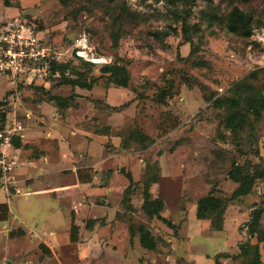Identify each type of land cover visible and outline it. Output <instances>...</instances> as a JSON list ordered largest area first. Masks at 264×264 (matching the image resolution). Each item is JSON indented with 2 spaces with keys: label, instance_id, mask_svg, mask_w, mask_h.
Returning <instances> with one entry per match:
<instances>
[{
  "label": "rangeland",
  "instance_id": "obj_1",
  "mask_svg": "<svg viewBox=\"0 0 264 264\" xmlns=\"http://www.w3.org/2000/svg\"><path fill=\"white\" fill-rule=\"evenodd\" d=\"M21 6V15L36 22L45 42L68 51L67 70L57 81L95 87L92 96L99 97L101 106H96L99 110L94 119L115 127L120 145L128 153L147 161L157 153L175 150L166 159L169 166H180L184 176L194 174L184 184L170 178L161 181L162 215L174 223L172 228L156 219L147 220L137 208L141 205L139 190L132 197L135 209H120L124 213L119 220L126 227L131 223L135 234L138 225L148 227L157 240L155 251L141 248L136 235L131 245L124 241L123 255L116 260L103 245H73L53 249L55 260L48 259V264H181L185 258L180 240V225L185 220L182 209L205 196L212 186L217 195L228 197L236 187L235 179L247 178L253 183L264 174V0H21ZM234 6L252 18L248 38L227 29V17ZM12 19L0 22V30ZM81 33L89 35L98 55L112 58L114 66L123 71L109 77L104 68H91L69 58ZM114 79L125 82V87L108 92L114 87L106 88L105 82ZM52 80L49 87L56 81ZM37 84L39 96L46 98L48 87H40L41 80ZM9 87L6 81L0 86V102L7 96L14 98L9 118L22 121L24 127L33 124L23 111L37 114L32 97L24 94L16 100L15 91L6 93ZM160 90L171 93L162 104L156 100ZM74 91L53 88L52 94L69 96L73 106L87 102L84 90ZM108 99L112 106H128L104 111ZM43 114L39 126L48 133V108ZM259 190V197L250 192L253 196L244 202L246 210L254 202L264 208V185ZM0 196H4L1 191ZM43 196L48 195L13 198L12 213L7 222L0 223V233L3 228L21 225L28 232L35 231L38 238L48 239L53 228ZM261 224L259 238L264 239V213ZM238 228L240 243L229 264H264V242L250 235L246 222ZM251 228L258 231L254 225Z\"/></svg>",
  "mask_w": 264,
  "mask_h": 264
},
{
  "label": "crops",
  "instance_id": "obj_2",
  "mask_svg": "<svg viewBox=\"0 0 264 264\" xmlns=\"http://www.w3.org/2000/svg\"><path fill=\"white\" fill-rule=\"evenodd\" d=\"M5 1L0 0V22L9 17H18L23 12L21 0H7L8 4ZM4 81L10 86L5 90L6 93L15 91L16 100H20V96H31L37 114H33L34 111L30 109H23L26 111L24 116L28 114L29 118L26 119L33 121V124L25 126L22 136L15 138L16 144L12 143L13 153L18 157L14 176L19 181L22 194L6 196L0 190L4 195L0 196V205L8 209L7 219L0 223L7 222L11 215L10 201L13 198L27 199L32 194L48 195L43 197L50 203L45 200L53 229L48 239H40L35 231L28 232L21 225L14 227L15 223L12 224L14 228H3L0 233V252L3 256L0 264H48V259L55 260L53 249L73 245L82 248L91 245L101 248L103 245L112 259H119L123 255L120 251L124 241L130 245L134 241V237L130 238L128 225L126 227L118 218L124 213V210L120 213V209L123 208L124 191L129 185L126 176L129 175L134 183H140L145 177L146 166L156 167L158 179L150 186L149 193L154 199H160L165 209L161 198V181L170 178L179 184L194 175L188 173L184 176L179 172L180 166H169L166 159L173 156L175 150H168L166 154L157 153L147 161L138 160L128 153L120 145L117 129L94 119L101 106L99 97L92 96L95 87L84 90L89 98L86 103L73 106V102L69 101L66 108L60 109L53 102L37 100L34 88L40 85L38 81L32 85H22L10 78L0 77V86ZM14 85L17 87L13 88ZM47 87L49 89V83ZM113 89L109 88L108 92ZM78 91L82 90L76 88L74 93ZM108 101L105 100L102 106L107 112H111L107 106L113 108L125 104L112 106ZM47 108L48 133L46 128L42 131L39 126V122L45 119L43 113ZM107 143L112 146L108 147ZM203 197L198 196L189 208L182 209L185 220L180 225L183 228L180 240L184 244L185 258L181 259V264H229L240 243L238 227L247 222L249 217V210L244 205L248 196L230 203L222 218L212 221L196 217V203ZM88 222H92L89 223L90 227H86ZM73 225L78 228L76 242L70 241ZM136 241L140 246L138 238Z\"/></svg>",
  "mask_w": 264,
  "mask_h": 264
},
{
  "label": "trees",
  "instance_id": "obj_3",
  "mask_svg": "<svg viewBox=\"0 0 264 264\" xmlns=\"http://www.w3.org/2000/svg\"><path fill=\"white\" fill-rule=\"evenodd\" d=\"M231 1H233V0H231ZM5 4H8L7 0L5 1ZM24 17H26V16H24ZM28 19H30V18H28ZM251 22H252L251 16L246 15L237 6H234L232 8L231 12L229 13L228 17H227V29L231 33L241 34L242 36L248 38L251 36V33H252ZM89 39H90V37H89ZM96 55L101 56V55H98L97 53H96ZM69 58H72L76 61H79L82 64L89 66L91 68L92 67H97V68L99 67L100 69L104 68V72H105L104 74L108 75V76L109 75L115 76L117 71H123L122 68H119V67L117 68L116 66H114V62H113L112 58L110 59L109 63L98 65V66L83 61L81 58L76 57L74 55V53H72L71 56H69ZM67 61H68V59L63 63H54L52 65V70L58 72L59 75H58V77H50L49 78V82L51 79H53L54 81L56 80V81H55L54 85L49 87L48 92L45 91L46 95H47L46 98L45 97L42 98L41 96H39L38 91H37L38 90L37 86H36V88H34V91H35V93H37V96H38L37 97L38 101L53 102L57 106V108L64 109L69 104V101H70L69 96L66 98H62L60 96L54 95V94H52L53 88L66 87V88H69L71 91H74L76 88H79L80 90L89 91L94 87L93 85H91V83L89 85H87V84H80L79 82H74V81H70V82L69 81L68 82H60V80L57 81L58 79H60L62 77L64 72L67 70V68L65 66V65H67ZM32 84H34V83H32ZM32 84H30V85H32ZM105 86H106V88H108V87H114V88L125 87V82L120 83L119 81L114 79L110 83L105 82ZM40 87H44V86H40ZM170 96H171V93L169 90H160L156 96V100L162 104L166 101L167 98H170ZM7 97L2 102H0V110L2 107L7 105V103H8ZM127 106H128V103H126L120 107H113L112 108V107L107 106V109H109L112 112H115V111L121 110L122 108H125ZM0 115L3 118L5 116L2 113H0ZM12 143H13V145L16 144L15 139H13ZM145 171H146L145 177H144L143 181L140 183H134L129 175L126 176L128 181H129V185L124 191V194H123L124 198L122 200V205L125 206V208L127 210L132 211L133 207L131 204V196L134 194V192H136V191L138 192V190H139V193H140V196L142 199V202L140 205V210L146 216L147 220L151 221V220L156 219L158 221H161L162 223H164L168 227L172 228L173 227L172 223L170 221H168L167 219H165L161 215V212L164 209L163 202L158 198L154 199L152 197V195L149 193L150 186L152 185V183H156V181L158 179L157 168L156 167L154 168L151 165H147L145 168ZM232 182L236 184V187L232 191L230 196L225 197V196L217 195L216 192H218V191L217 190L214 191L215 188L212 186L210 188V190L208 191V193L205 195V197H203L197 201V203H196V205H197V213H196L197 219H208L211 221L221 219L226 207L230 203H232L236 200H239L240 197H242V196L247 197L248 196L247 197V199H248V198L252 197L253 194L256 195V197L261 196V194H258V188H260L261 186L264 185V174H263V176L256 178L253 181V183H252V181H249V179H247V178L242 180V181L235 179V181H232ZM251 191L252 192L254 191V193L253 194L250 193ZM249 210H250V214H249L250 221L246 222V228H247V230L250 231L249 232L250 235L255 237L258 242H260V243L264 242V239L259 238V236H260L259 233L263 229V226L261 224V217L264 213V208L261 206V203L254 202ZM7 216H8L7 207L5 205H0V221H5L7 219ZM89 223L92 224V222H88L86 224V227H90ZM253 225L256 226V229L258 231H255L252 228L250 229V227ZM128 232H129L130 238H133L137 235L140 246L143 249L148 250V251H155L157 249V246H158L157 240L151 234L150 230L148 229V227L146 225H138L136 228V234H135L133 226L130 223V224H128ZM77 233H78V228H77V226L73 225L71 227V232H70V241L71 242L77 241ZM254 247L256 249V255L258 256V254H259L258 253V246L256 245ZM239 250H240V248H239ZM258 261H259V259H258Z\"/></svg>",
  "mask_w": 264,
  "mask_h": 264
},
{
  "label": "built area",
  "instance_id": "obj_4",
  "mask_svg": "<svg viewBox=\"0 0 264 264\" xmlns=\"http://www.w3.org/2000/svg\"><path fill=\"white\" fill-rule=\"evenodd\" d=\"M67 52L59 46L45 42L44 33L38 29L36 22L20 15L4 23L0 30V76L18 81L22 85L41 80L45 87L50 77L59 75L52 70V65L65 62ZM72 53L96 66L110 62V58L96 55L86 33H81L74 40L70 56ZM11 97H7V105L0 110L5 115L4 118L0 115V190L6 196H18L22 194L19 181L14 176L18 157L13 149L10 153H7V149L13 148V139L22 136L24 126L22 121L8 116V108L14 99ZM25 118H29V115L25 114ZM258 194H261L259 188Z\"/></svg>",
  "mask_w": 264,
  "mask_h": 264
}]
</instances>
